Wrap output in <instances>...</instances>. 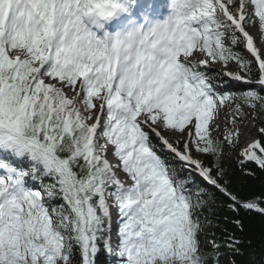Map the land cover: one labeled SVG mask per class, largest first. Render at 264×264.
<instances>
[{
  "label": "snow or ice",
  "instance_id": "6c2138e0",
  "mask_svg": "<svg viewBox=\"0 0 264 264\" xmlns=\"http://www.w3.org/2000/svg\"><path fill=\"white\" fill-rule=\"evenodd\" d=\"M250 214L264 0H0V264H264Z\"/></svg>",
  "mask_w": 264,
  "mask_h": 264
},
{
  "label": "trees",
  "instance_id": "16d2710c",
  "mask_svg": "<svg viewBox=\"0 0 264 264\" xmlns=\"http://www.w3.org/2000/svg\"><path fill=\"white\" fill-rule=\"evenodd\" d=\"M242 191L258 193L261 190V183L259 180L247 181ZM250 229H252L257 237H259L260 231L264 228V224L261 223V218L255 214H250L247 218Z\"/></svg>",
  "mask_w": 264,
  "mask_h": 264
}]
</instances>
